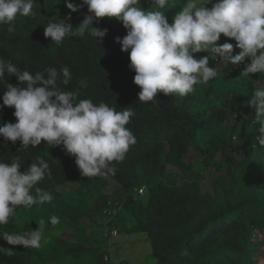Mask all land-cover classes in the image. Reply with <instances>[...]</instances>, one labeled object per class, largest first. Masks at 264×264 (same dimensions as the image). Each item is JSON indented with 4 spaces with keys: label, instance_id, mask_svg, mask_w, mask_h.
Here are the masks:
<instances>
[{
    "label": "trees",
    "instance_id": "16d2710c",
    "mask_svg": "<svg viewBox=\"0 0 264 264\" xmlns=\"http://www.w3.org/2000/svg\"><path fill=\"white\" fill-rule=\"evenodd\" d=\"M59 2L40 0L35 14L18 17L12 32L0 25V58L30 73L69 67L72 79L65 90L79 88L77 102L91 99L135 113L126 127L136 144L115 175L87 178L62 146L42 141L23 150L19 140L13 144L0 137V161L11 163L19 156L21 172L37 156L49 163L50 175L36 187L53 196L50 203L18 208L8 224L0 225V264H131L106 260L113 231L145 234L158 264H264V148L255 141L256 129L243 120L254 114L247 101L255 87H264V74L240 76L244 63L216 64L209 53V66L220 73L216 78L186 97L158 93L155 102H141L129 53L115 42L126 35L122 24L105 17L93 24L108 29L100 43L86 31L57 45L45 38L44 29L68 16L70 10ZM182 6L183 0H171L163 10L170 24ZM140 7L154 6L152 0H140ZM86 14L84 6L67 22L75 28ZM225 42L235 45L222 34L218 44ZM239 51L234 47L233 55ZM81 80L87 87H80ZM17 83L16 76L5 73L0 105L7 84ZM14 111L0 108V126L17 122ZM52 216L59 224L50 222ZM41 220L46 242L39 249L9 245L2 238L37 230Z\"/></svg>",
    "mask_w": 264,
    "mask_h": 264
},
{
    "label": "clouds",
    "instance_id": "9594fccd",
    "mask_svg": "<svg viewBox=\"0 0 264 264\" xmlns=\"http://www.w3.org/2000/svg\"><path fill=\"white\" fill-rule=\"evenodd\" d=\"M63 3L70 10L68 16L61 22H49L44 29L45 38L60 45L66 37H82L87 31L100 43L108 29L93 24L105 17L115 18L126 30V35L116 37L115 42L121 45L122 52L129 53L128 67L135 73L133 83L141 89L137 94L141 102H155L158 93L186 97L196 91L197 85L216 78L220 73L217 67L209 66V53L216 64L244 63L240 76L264 74V0H183L171 24L163 11L171 0H152L151 10H143L140 0L80 3L63 0ZM39 5L40 0H0V25H9L7 30L14 31L12 25L17 18L33 16ZM84 6L87 14L73 28L67 21L71 13ZM222 34L234 40L235 45L218 44ZM234 47L240 50L236 55ZM200 52L208 55L194 58L193 54ZM246 60L249 62L245 63ZM5 73L16 76L18 83L7 84L0 108H14L17 122L0 126V137L13 144L19 140V149L23 150L29 146L36 148L42 141L49 147L62 146L68 155L75 157L83 177L115 175L117 164L136 144V137L126 127L135 115L130 108L116 111L91 99L77 102L79 88L65 90L72 79L67 66L30 73L0 58V82H5ZM80 87H87L85 80L80 81ZM249 97L247 103L255 111L243 120L256 129L255 141L264 148V87H255ZM21 166L19 156L11 163L0 161V225L8 224L18 208L27 209L53 200L50 192L36 187L50 175L49 163L37 156L25 171H20ZM50 222L57 225L59 218L52 216ZM43 224L41 220L37 230L6 234L2 238L9 245L39 249L42 241L46 242Z\"/></svg>",
    "mask_w": 264,
    "mask_h": 264
},
{
    "label": "rangeland",
    "instance_id": "374dc122",
    "mask_svg": "<svg viewBox=\"0 0 264 264\" xmlns=\"http://www.w3.org/2000/svg\"><path fill=\"white\" fill-rule=\"evenodd\" d=\"M208 7L210 8V5ZM105 234L104 237H106ZM106 241L109 248L106 260L111 258L115 261L127 259L131 264H158L157 260L152 257L151 244L145 234L121 235L118 233L111 235ZM258 244L257 258L260 256L258 253L262 250L260 243Z\"/></svg>",
    "mask_w": 264,
    "mask_h": 264
},
{
    "label": "built area",
    "instance_id": "2783aa9c",
    "mask_svg": "<svg viewBox=\"0 0 264 264\" xmlns=\"http://www.w3.org/2000/svg\"><path fill=\"white\" fill-rule=\"evenodd\" d=\"M142 193V191H140ZM112 212H108V214L110 215ZM111 215H116V211L114 210L113 213ZM106 235V234H105ZM112 235H117V232L116 231H113L112 232ZM108 235H106L107 237Z\"/></svg>",
    "mask_w": 264,
    "mask_h": 264
}]
</instances>
